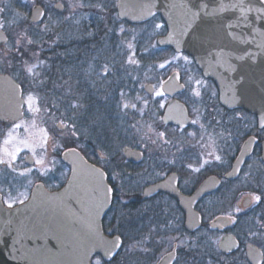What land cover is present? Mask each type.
<instances>
[{
    "label": "flooded vegetation",
    "instance_id": "flooded-vegetation-1",
    "mask_svg": "<svg viewBox=\"0 0 264 264\" xmlns=\"http://www.w3.org/2000/svg\"><path fill=\"white\" fill-rule=\"evenodd\" d=\"M57 3L60 2L41 0L39 4L33 6H41L45 16H47L45 6H52V13L57 15L55 12ZM116 3L117 0L114 9ZM31 8L28 11V18ZM3 33L7 43L1 47L4 55L7 56L10 52L8 49L10 39L5 32ZM96 37L98 39V36ZM89 39L91 45H95L98 51L100 39L96 44L91 38ZM84 48L92 52L88 54L81 49L85 54V60L88 61L93 57L94 47L85 45ZM70 50L64 49L68 53ZM54 53L60 59L67 58L66 55H61V46L59 48L56 46ZM8 57L2 61L5 67ZM15 62L17 67L19 60L15 59ZM85 66L88 68L86 64L84 66L81 64L80 67L85 68ZM92 68L81 73V80L88 73H93L91 77L97 78L96 68ZM19 70L20 68H16V71ZM2 71L3 69L0 70L1 76L10 77L19 86V92L16 88H0V201L3 206L14 208L23 205L39 185L48 192L61 190L71 174V168L62 162L61 154L64 151H77L87 163L104 173L110 190L111 203L101 220V228L108 238L118 237L121 241V246L112 260L104 261L96 255L90 264H94L97 259L100 264H123L121 258L125 255H129L127 264H251L247 258V245L254 246L260 251L264 264V126L259 128L258 117L253 113L243 109L229 110L221 106L217 87L212 80H205L210 84L211 89L210 100L213 102H210V106L202 102L201 95L196 98V100L200 99L197 104L201 106L202 111L205 110L201 120L208 125L206 136L201 134L204 137H200L198 131L200 138L198 140L192 138V133H188L192 123L186 129L162 124L178 133V138L181 139L179 147L173 150L174 146L169 140L167 144L164 142L160 145L159 150L148 151L146 142L142 149L136 147L133 149L130 145L122 149L123 159L117 158L115 161L114 157L104 158L100 147L103 142L100 141L102 136L96 134L94 146L87 138L81 140L83 146L85 144L96 158V161H92L87 155L71 147L58 154L52 127L47 125L46 117L42 118L45 116L46 104L31 103L30 93L14 78V72ZM100 75L104 77L106 72L102 71ZM98 80L97 82L96 79L95 83L102 84V79ZM128 81L129 109H131V74ZM89 97L90 102L87 106L98 101L97 97L92 96V92ZM168 98L169 101L172 99L180 101L176 96ZM185 102L181 103L192 118ZM112 121L117 123L115 119ZM248 141L252 147L240 174L236 179L226 181L225 175L231 171L241 149ZM22 143L26 149L22 148ZM125 149L140 151L143 155L140 163L127 160L124 156ZM14 155L15 160H12ZM39 156L44 159V164L35 162ZM57 156L62 164L60 169L56 171L51 165L45 166L47 159ZM206 156L210 157L206 162H202ZM120 163L124 165L123 171H120ZM44 170L48 171L44 172ZM40 171L43 173L42 176ZM121 174L125 176L120 177ZM172 174L176 176L177 191L185 199H190L209 176H215L221 182L217 190L201 196L195 203L193 209L201 217V226L196 231L190 232L185 229L186 215L179 200L172 193L174 192L172 183L169 187L171 191L147 192L146 190L165 181ZM57 176H61V179L58 180ZM125 177L131 181V187L127 191L121 190L118 186L119 180ZM245 199L249 201L246 207L243 206ZM211 204L220 205L223 209L218 212L214 205L217 214L211 213L212 215L208 216L210 221L206 223L205 217L210 213L206 212V207ZM125 212L129 215L124 217L121 213ZM219 217L228 219L222 230L210 226L211 222ZM123 218L126 220H120ZM123 230L130 238L128 244L122 233ZM223 236H231L236 242V248L228 254H222L218 250V242Z\"/></svg>",
    "mask_w": 264,
    "mask_h": 264
},
{
    "label": "water",
    "instance_id": "water-1",
    "mask_svg": "<svg viewBox=\"0 0 264 264\" xmlns=\"http://www.w3.org/2000/svg\"><path fill=\"white\" fill-rule=\"evenodd\" d=\"M62 10L63 6L57 3L55 11ZM116 12L120 20L131 24L147 22L159 15L166 33L157 39V45L188 55L202 76L215 83L221 106L251 112L258 117L259 128L264 126L262 0H118ZM44 17L41 6L31 8V23H40ZM6 43L7 38L0 31V45ZM0 88H16L19 92V86L7 76L0 75ZM182 89L176 73L161 86L162 93L171 97ZM144 91L153 95L155 90L147 84ZM162 123L186 129L191 119L186 107L173 99L164 109ZM249 143L243 146L231 171L225 175L226 181L240 174L251 151ZM124 156L133 163H140L143 157L140 151L129 149H125ZM62 161L71 167V174L60 191L49 193L38 186L23 205L7 209L0 203V264H90L95 255L105 261L116 255L120 239L106 237L101 229V220L111 203L103 172L87 164L76 151L65 152ZM175 179L172 174L146 190L171 191L169 187L173 184L172 193L186 215L185 229L196 231L201 226V217L193 209L195 203L201 196L217 190L221 182L209 176L190 199H185L177 191ZM248 203L245 199L243 206ZM227 223L226 217H219L210 226L222 230ZM235 248L231 236H223L218 242L222 254ZM246 248L249 262L262 264L260 251L251 245Z\"/></svg>",
    "mask_w": 264,
    "mask_h": 264
},
{
    "label": "rangeland",
    "instance_id": "rangeland-1",
    "mask_svg": "<svg viewBox=\"0 0 264 264\" xmlns=\"http://www.w3.org/2000/svg\"><path fill=\"white\" fill-rule=\"evenodd\" d=\"M58 1L64 7L62 12L53 14L52 6H45L47 15L45 20L42 23L31 24L28 14L26 18L25 13H29V9L39 4L41 0H0V31L5 32L10 39L8 46L10 58L4 55L0 45V70L14 72V78L20 81L30 93L31 103L46 104L45 116L42 118L46 117L47 125L52 127L58 154L71 147L87 155L92 161H96L92 151L81 142L82 139L87 138L91 140L93 146L96 145V134L102 136L100 141L103 140V142L100 147L104 158L114 157L115 161L117 158L123 159L122 149L130 145L133 149L134 147L142 149L146 142L148 151L159 150L160 145L164 142L167 144L169 140L174 146L173 150L179 147L181 139L178 138V133L164 127L161 123L162 115L160 118L158 115L159 109H164L169 101V98L160 90L165 80L158 82L155 75H151V78L144 76V81L151 79L155 81L151 83L155 90L154 94L148 95L144 91V86L150 83L137 79L135 76L137 70L135 52L142 50L147 53L154 52L153 47L157 46V38L164 33L161 21L154 19L155 21L129 26L130 24L118 20L114 9L115 0ZM89 38L94 44L100 39L98 51L95 45H91ZM85 45L94 47L93 57L88 61L85 60L82 50L88 54L92 52H88L84 48ZM56 46L57 48L61 46V55H66V59L56 57L57 54L54 53ZM64 49L71 50L68 53ZM6 57H8L7 67L2 63ZM15 59L19 60L17 67ZM81 64L82 66L86 64L90 69L96 68L97 78L91 77L93 73H88L85 78H82L85 82L81 80L78 84L79 77H71V75L80 76L88 69L86 66L80 67ZM190 67L191 60L188 56L173 53L170 59L157 66V70L164 69L168 72L167 77L174 73L178 75L183 89L175 96L181 102L186 101L192 117V125L188 133H192V138L198 140L202 137L201 134L205 136L208 134V125L205 122L202 123V113L205 110L202 111L201 106L197 104L200 99L196 100V98L201 95L202 102L208 106L213 101L210 100L212 99L210 84L193 72V69H189ZM16 68L20 70L16 71ZM102 71L106 72V76L100 75ZM149 72V70L145 71L147 74ZM130 74L131 109H129L130 94L128 92ZM140 74L144 75L143 72ZM96 79L97 82L98 79H102V84L95 83ZM91 92L98 101L87 106ZM149 96L150 101L147 100ZM205 109L208 108L205 107ZM112 119H115L117 123H114ZM198 131L200 137H198ZM22 148L26 149L24 143ZM209 157L206 156L202 162H206ZM53 159H47L45 166L51 165V168L53 166L57 171L62 164L58 156ZM12 160H15V155ZM35 162L44 164V159L39 156ZM123 166L119 164L120 171H123ZM47 171L44 170V172ZM40 174L43 175L42 171ZM57 178L60 180L61 176ZM118 186L121 190L127 191L131 187V181L126 177L121 178ZM232 188L235 187L232 186ZM214 205L216 204L206 207V212H210L205 217L206 223L210 221L208 216L216 213ZM215 207L218 212L223 209L220 205ZM232 208L236 213L234 206ZM121 215L125 217L129 213L125 212ZM223 215L226 216V214ZM120 220H126V218ZM122 233L128 244L130 238L127 232L123 230ZM128 260L129 255L121 258L123 264H127ZM94 264H100V261L97 259Z\"/></svg>",
    "mask_w": 264,
    "mask_h": 264
},
{
    "label": "trees",
    "instance_id": "trees-1",
    "mask_svg": "<svg viewBox=\"0 0 264 264\" xmlns=\"http://www.w3.org/2000/svg\"><path fill=\"white\" fill-rule=\"evenodd\" d=\"M27 14L28 13H25L26 18H27ZM114 17H115V15H114ZM153 21H155V20H153ZM153 49H154L153 53H147L146 51H143V50L140 51V52H135V61L137 63V70H136L135 76H136L137 79H142V81H144L145 80V79L143 80L144 76H146V77L150 76L149 78H151L152 77L151 75H155V76H157L158 82H160L161 80H165L167 78L168 72L164 71V69L158 71L157 70V66L159 64L163 63L164 61L170 59V57L172 56L173 52L171 50H169V49H160L157 46L153 47ZM141 69H143V70H141ZM189 69H193L192 71L196 72V74L200 77V73L195 68V66H194V64L192 62H191V67ZM146 70H149L150 72L147 74V73H145ZM140 72H143L144 75L143 74L141 75ZM71 77H77V78L79 77L78 84H80V81H81L80 76L71 75ZM144 82H148L150 84L151 83L152 84L155 83V81L152 80V79L150 81H144ZM156 82H157V80H156ZM140 94L143 95V93H140ZM148 99H151V97L149 96L147 98V100ZM148 101H150V100H148ZM162 112H163V108L159 109V113H158L159 118L162 115ZM216 254L218 256V253H216ZM215 260H217V259H215Z\"/></svg>",
    "mask_w": 264,
    "mask_h": 264
}]
</instances>
